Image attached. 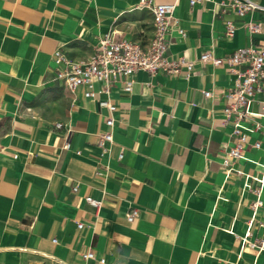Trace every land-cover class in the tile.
<instances>
[{
  "label": "crops",
  "instance_id": "0c3cea01",
  "mask_svg": "<svg viewBox=\"0 0 264 264\" xmlns=\"http://www.w3.org/2000/svg\"><path fill=\"white\" fill-rule=\"evenodd\" d=\"M147 1L176 4L184 37L171 30L167 56L191 62L190 75L137 71L130 93L95 84L90 99L55 79L52 54L89 61L111 32L145 46L150 12L139 0H0V264H264V247L246 243L264 240V79L247 106L242 157L224 167L235 76L199 59L264 45V12L240 17L234 0ZM106 99L116 109L103 152Z\"/></svg>",
  "mask_w": 264,
  "mask_h": 264
},
{
  "label": "built area",
  "instance_id": "2783aa9c",
  "mask_svg": "<svg viewBox=\"0 0 264 264\" xmlns=\"http://www.w3.org/2000/svg\"><path fill=\"white\" fill-rule=\"evenodd\" d=\"M198 0H190V5H194ZM140 7L146 8L153 21V38L145 46L126 39L116 38L114 32L105 35L98 41L96 51L91 60L77 62L68 59L61 51L56 50L51 61L55 66V79L62 81L70 92L78 88L83 89L85 98L95 99V84H101L104 93L109 94L114 84L120 83L125 92L130 93L133 86V74L137 71H144L150 74L164 72L166 74H178L182 71L188 77L192 71V63L184 58L170 59L167 56L169 44L168 36L172 29L176 28L181 36L184 37L182 29L178 28V19L174 16L175 3L172 4H149L147 0H139ZM237 15L243 17L247 13L259 10L264 12V7L257 5L252 0H234L232 5ZM242 27L248 34L256 33L259 27L254 23H243ZM236 26L231 21L225 22V36L232 37ZM203 63H210L213 66H226V71L235 76L232 87L227 91L226 105L223 108L225 122L230 125L231 137L233 142L230 148L224 153L222 165L229 167L230 164L242 157L247 136L244 132L243 123L247 121V106L257 92H260V83L264 79V45L247 46L238 49L225 58H216L210 52H204L199 57ZM202 95L207 98L211 95L210 91H203ZM101 108H106L109 116L104 118V123L109 127V131L99 135L98 145L103 152L106 151L105 143H111L113 140L112 129L114 119L112 117L115 106L109 99L98 100ZM56 128H61V124H56ZM259 144H255L258 147ZM63 148H69L67 141ZM122 153L119 154V158ZM264 175V172H263ZM71 191H77L76 184L69 183ZM85 201L98 208L100 202L86 197ZM258 200L254 207L259 206ZM139 215L137 208L131 209L127 215V221L132 222ZM82 224H77L81 229ZM56 243V240H53ZM250 248L262 249L264 240L249 243ZM84 260L95 259L96 255L92 251L82 254ZM99 264H105V259L100 258Z\"/></svg>",
  "mask_w": 264,
  "mask_h": 264
}]
</instances>
